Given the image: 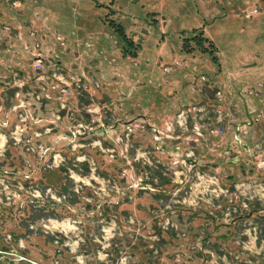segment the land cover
<instances>
[{"label":"rangeland","instance_id":"1","mask_svg":"<svg viewBox=\"0 0 264 264\" xmlns=\"http://www.w3.org/2000/svg\"><path fill=\"white\" fill-rule=\"evenodd\" d=\"M0 264H264V0H0Z\"/></svg>","mask_w":264,"mask_h":264},{"label":"trees","instance_id":"2","mask_svg":"<svg viewBox=\"0 0 264 264\" xmlns=\"http://www.w3.org/2000/svg\"><path fill=\"white\" fill-rule=\"evenodd\" d=\"M114 28L115 31L121 36V38L125 41L126 39V31L125 29H123V26L121 24H117L114 25L113 23L111 24ZM110 25V26H111ZM195 31V29H193ZM195 41L197 45H200V50L202 52L208 53L213 61L214 64L218 65V58L216 56V48L213 45L212 41L210 39H208L207 37L203 36V30H200L198 32H194L193 35L191 37H184L182 40V44H181V50L184 52H192L194 50V46L190 47L187 46L188 45V41ZM126 42V41H125ZM203 42H207L206 45H204ZM130 53L127 52V54H123V55H129L131 57H137L139 56V53L136 50H127Z\"/></svg>","mask_w":264,"mask_h":264},{"label":"crops","instance_id":"3","mask_svg":"<svg viewBox=\"0 0 264 264\" xmlns=\"http://www.w3.org/2000/svg\"><path fill=\"white\" fill-rule=\"evenodd\" d=\"M231 46L233 47V48H235V46H236V43H235V41H232L231 42ZM183 58H182V62H183V64L184 63H187L188 64V66L189 67H185L184 68V70H185V72L190 76V77H193V75H194V73L196 74L198 71H199V68H201V66H203V64L201 63V62H203V60H202V55L200 54V55H196V53L195 52H187V53H183ZM250 56V55H249ZM239 60H241V58L239 57ZM238 60V61H239ZM199 61H201V62H199ZM241 69L243 68L244 69V67H243V65H241L240 64V66H239ZM183 70V69H182ZM206 70H208V71H214V67L212 66V65H208V68L206 69ZM201 71V70H200ZM202 73H204L205 75H206V71H204V72H202ZM233 74V73H232ZM217 76V75H216ZM247 112H248V109H247V107H246V115H247ZM251 124V123H250Z\"/></svg>","mask_w":264,"mask_h":264},{"label":"built area","instance_id":"4","mask_svg":"<svg viewBox=\"0 0 264 264\" xmlns=\"http://www.w3.org/2000/svg\"><path fill=\"white\" fill-rule=\"evenodd\" d=\"M35 70L39 72L38 78L44 77V74L41 71L42 65H43V57L38 55L35 59ZM57 70V67H56ZM56 70H53L50 73V76L53 77L55 80V83L52 84L53 87L59 86V92L60 94L64 95L65 92H68L69 83L63 78V76L59 75Z\"/></svg>","mask_w":264,"mask_h":264},{"label":"water","instance_id":"5","mask_svg":"<svg viewBox=\"0 0 264 264\" xmlns=\"http://www.w3.org/2000/svg\"><path fill=\"white\" fill-rule=\"evenodd\" d=\"M250 118V123H251V117L249 115H247Z\"/></svg>","mask_w":264,"mask_h":264}]
</instances>
